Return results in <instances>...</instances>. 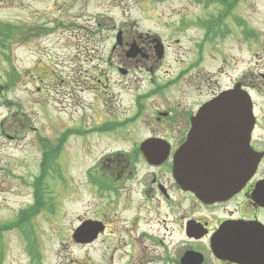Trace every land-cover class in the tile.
Masks as SVG:
<instances>
[{"label":"rangeland","instance_id":"1","mask_svg":"<svg viewBox=\"0 0 264 264\" xmlns=\"http://www.w3.org/2000/svg\"><path fill=\"white\" fill-rule=\"evenodd\" d=\"M202 1L0 0V26L14 28L7 33L0 31V264H91L90 255L94 257L92 264L104 263L101 244L92 247L73 240L74 228L90 216L95 204L83 185L77 193L71 185L83 183L82 168L101 154L106 139L82 137L74 131L85 129L88 134L97 129L105 119L104 101L106 108L121 107L124 116H130L133 95L144 92L139 97L145 98L153 92L148 88L136 90L151 87L144 80L133 83L130 89L121 88V84L114 83L122 81L127 85L141 76L130 71L124 80L100 62L99 58L105 59L115 43V29L123 26L134 37L138 33L154 35L164 46V57L155 63L157 67L151 75L159 86L173 85L142 101V119L147 118L145 105L148 108L154 101L160 108L163 99L182 97L187 105H194L195 97L182 82L192 70L190 65L195 71L201 67V71L214 75V62L208 55H215L218 61L223 56L231 63L234 57L238 61L250 58L244 36L247 28L256 35L249 39L253 41L252 53L258 54L255 61L263 62L264 0ZM232 3L235 7L230 12ZM222 8L220 22H197L217 17ZM199 50L203 53L198 54ZM246 67V61L238 64L237 72L230 71L229 75L233 77ZM98 68H102L100 74ZM223 69L228 68L223 65ZM89 74L100 76L111 93L85 90L91 83ZM221 80L229 84V78ZM66 89L72 93L71 99L60 96ZM99 94L108 96L102 95L105 100L98 97L94 104ZM81 101L86 103L84 109L78 108ZM142 129L147 127L143 124ZM61 136L64 139L57 150L56 165L47 169L43 181L45 197L52 196L50 210L42 209L31 219L38 251V257L33 258L27 252L22 231L4 226L32 205V182L39 175L44 147H58Z\"/></svg>","mask_w":264,"mask_h":264},{"label":"flooded vegetation","instance_id":"2","mask_svg":"<svg viewBox=\"0 0 264 264\" xmlns=\"http://www.w3.org/2000/svg\"><path fill=\"white\" fill-rule=\"evenodd\" d=\"M234 7L232 3L230 12ZM223 11L222 8L217 17L197 22H207L205 25L220 22ZM119 30L120 42L113 43L107 57L99 58L100 62L107 65L105 68H113L124 80L130 71L141 76L127 85L122 81L114 83L121 84V88L130 89L133 83L144 80L151 87L136 90L148 88L153 92L145 98L139 97L144 92L133 95L135 102L130 116H124L121 107L106 108L104 101L105 119L97 129L88 134L85 129L74 131L82 137L106 139L101 154L82 168L83 183L73 182L75 193L83 185L95 204L86 218L87 236L77 233L76 243L92 247L101 244L103 264H264V59L261 63L255 61L258 54L252 53L253 41L249 40L253 32L247 28L245 33L250 58L238 61L234 57L231 63L223 56L218 61L215 55H208L214 62V75L201 71V67L195 71L194 65L189 66L193 71L182 82L195 97L194 105H187L182 97L163 99L160 108L154 101L148 108L145 105L147 118L142 119V101L152 99L173 83L159 86L151 75L157 67L155 63L161 59L155 50L154 35L138 33L134 37L123 26ZM132 43L139 50L129 54ZM201 53L203 50L198 51ZM245 61L247 67L231 77L230 71L236 73L237 65ZM223 65L228 69H223ZM102 68H98L99 74ZM91 75V83L85 90L111 93L100 76ZM223 77L229 78L228 85L223 84ZM181 78L179 74L177 79ZM58 79L63 85L60 75ZM235 85L246 90L252 102L250 147L257 163L235 193L204 199L177 184L172 171L173 156L185 141L191 118L199 107L221 90ZM102 95L108 96L99 94L93 103L98 97L105 100ZM60 96L71 99L72 93L66 89ZM85 107L86 103L81 101L78 108ZM143 124L147 129H142ZM63 139V136L58 139L59 146ZM79 226L74 228L75 232ZM89 258L92 264L94 257Z\"/></svg>","mask_w":264,"mask_h":264},{"label":"water","instance_id":"3","mask_svg":"<svg viewBox=\"0 0 264 264\" xmlns=\"http://www.w3.org/2000/svg\"><path fill=\"white\" fill-rule=\"evenodd\" d=\"M251 128V102L245 91L236 87L207 101L174 155L177 182L210 199L237 190L255 166L248 144ZM86 226L81 236L87 235Z\"/></svg>","mask_w":264,"mask_h":264},{"label":"trees","instance_id":"4","mask_svg":"<svg viewBox=\"0 0 264 264\" xmlns=\"http://www.w3.org/2000/svg\"><path fill=\"white\" fill-rule=\"evenodd\" d=\"M0 31H14V28L10 25H1ZM12 75V73L10 74ZM60 151V147L58 148H51L49 150H43L41 163H40V172L39 175L33 180L32 187H33V202L26 209H22L20 211V215L14 221L8 223L4 228L7 227H16L22 231L24 234V238L27 241V251L33 257H38L37 251V242L35 240V235L33 229L30 225H32L31 219L42 209L50 210V201L49 199L52 197H45L46 191L43 189V181L47 175V169L51 165H56V158L59 155L58 152ZM53 211V210H52ZM50 211V212H52ZM2 228V227H0ZM1 230V229H0ZM1 236V233H0ZM1 257V255H0Z\"/></svg>","mask_w":264,"mask_h":264}]
</instances>
